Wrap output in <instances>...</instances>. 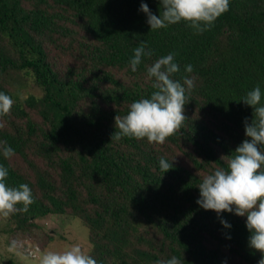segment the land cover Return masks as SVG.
I'll return each instance as SVG.
<instances>
[{
  "label": "trees",
  "instance_id": "trees-1",
  "mask_svg": "<svg viewBox=\"0 0 264 264\" xmlns=\"http://www.w3.org/2000/svg\"><path fill=\"white\" fill-rule=\"evenodd\" d=\"M144 2L159 15V0ZM140 3L0 0V91L14 100L0 115V140L15 148L0 163L8 185L28 183L34 195L8 218L15 231H31L49 214L77 217L100 264L172 255L182 264H257L246 216H218L196 201L203 176L227 167L245 138L252 108L240 98L257 82L264 87V0H230L199 34L184 21L150 30ZM141 41L154 54L132 72ZM170 51L180 65L174 78H195L181 128L163 144L111 140L115 116L153 91L147 66ZM28 84L41 94L21 99L17 87ZM161 156L173 164L165 173Z\"/></svg>",
  "mask_w": 264,
  "mask_h": 264
},
{
  "label": "clouds",
  "instance_id": "clouds-1",
  "mask_svg": "<svg viewBox=\"0 0 264 264\" xmlns=\"http://www.w3.org/2000/svg\"><path fill=\"white\" fill-rule=\"evenodd\" d=\"M230 0H159V15L154 14L149 5L141 0L139 11L146 14L150 30L167 28L181 21L196 34L213 26L215 20L229 9ZM128 65L137 71L145 57H152L154 50L146 46V41L133 49ZM175 53L168 52L147 66V78L152 82L150 95L134 100L123 116L116 115L114 138L123 137L146 139L149 143L163 144L182 126L185 120L184 106L186 94L195 86V78L183 75L180 65L174 59ZM193 65H184L185 73H192ZM252 108V117L244 118L245 138L234 149V155L227 161V167H217L203 176L198 184L199 196L196 203L205 210H214L217 215L230 212L246 216L245 226L250 235L248 246L259 250L261 258L257 264H264V87L257 82L240 98ZM13 98L0 91V115L10 112ZM15 148L0 140V156L11 159ZM224 157V156H222ZM221 157V158H222ZM165 173L173 167L172 161L164 156L158 160ZM9 167L0 163V215L8 216L16 211H26L33 202L34 195L28 183L10 186L6 180ZM22 205V208H17ZM225 228L230 223L221 219ZM39 264H100L89 251L80 244H72L64 250H46L39 257ZM155 264H182L181 259L172 255L158 259ZM226 264V261L222 262Z\"/></svg>",
  "mask_w": 264,
  "mask_h": 264
},
{
  "label": "rangeland",
  "instance_id": "rangeland-1",
  "mask_svg": "<svg viewBox=\"0 0 264 264\" xmlns=\"http://www.w3.org/2000/svg\"><path fill=\"white\" fill-rule=\"evenodd\" d=\"M17 89L21 99L41 94V89L30 84ZM36 222L38 226L31 231H15L8 216L0 215V264H39L43 251L64 250L77 243L90 251L88 228L79 218L49 214Z\"/></svg>",
  "mask_w": 264,
  "mask_h": 264
}]
</instances>
